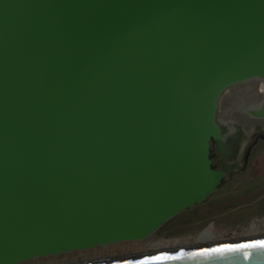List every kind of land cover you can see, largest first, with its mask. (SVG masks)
Wrapping results in <instances>:
<instances>
[{
  "label": "water",
  "instance_id": "obj_1",
  "mask_svg": "<svg viewBox=\"0 0 264 264\" xmlns=\"http://www.w3.org/2000/svg\"><path fill=\"white\" fill-rule=\"evenodd\" d=\"M253 78L264 0H0V264L145 240L204 202L220 98ZM261 241L101 264H264L241 247Z\"/></svg>",
  "mask_w": 264,
  "mask_h": 264
},
{
  "label": "rangeland",
  "instance_id": "obj_2",
  "mask_svg": "<svg viewBox=\"0 0 264 264\" xmlns=\"http://www.w3.org/2000/svg\"><path fill=\"white\" fill-rule=\"evenodd\" d=\"M263 98L264 80L260 78L232 85L221 96L217 121L223 139L211 142L210 158L213 167L224 172V178L204 202L171 218L145 240L96 246L20 264H100L194 249L205 237L213 246L263 239L264 119L250 114Z\"/></svg>",
  "mask_w": 264,
  "mask_h": 264
},
{
  "label": "bare ground",
  "instance_id": "obj_3",
  "mask_svg": "<svg viewBox=\"0 0 264 264\" xmlns=\"http://www.w3.org/2000/svg\"><path fill=\"white\" fill-rule=\"evenodd\" d=\"M255 107V106H254ZM208 239H209V237H205V238H202L201 240H199V242H197V244H195V245H198L200 248H204V247H213V244L212 245H210V244H208ZM238 242H240V241H238ZM238 242H233V243H238ZM225 243V242H224ZM230 243V242H229ZM228 243V244H229ZM198 246H196V248L195 247H193L194 249H198L199 247ZM188 248V247H187ZM188 250H192V249H188ZM181 251H187V249L186 250H183V249H181ZM181 251H172V252H167V253H174V252H181ZM162 254V253H161ZM164 254H166V253H164ZM155 255H160V254H155ZM149 256H152V255H149ZM139 257H145V255L144 256H139ZM136 258H138V257H136ZM128 259H132V258H128ZM120 260V259H119ZM123 260H127V259H123ZM115 261H117V260H115ZM107 262H110V261H106V262H103V263H107ZM101 264V263H100Z\"/></svg>",
  "mask_w": 264,
  "mask_h": 264
},
{
  "label": "snow or ice",
  "instance_id": "obj_4",
  "mask_svg": "<svg viewBox=\"0 0 264 264\" xmlns=\"http://www.w3.org/2000/svg\"><path fill=\"white\" fill-rule=\"evenodd\" d=\"M264 247V241L258 242L256 245H242L241 247Z\"/></svg>",
  "mask_w": 264,
  "mask_h": 264
},
{
  "label": "flooded vegetation",
  "instance_id": "obj_5",
  "mask_svg": "<svg viewBox=\"0 0 264 264\" xmlns=\"http://www.w3.org/2000/svg\"><path fill=\"white\" fill-rule=\"evenodd\" d=\"M222 182V181H221Z\"/></svg>",
  "mask_w": 264,
  "mask_h": 264
}]
</instances>
